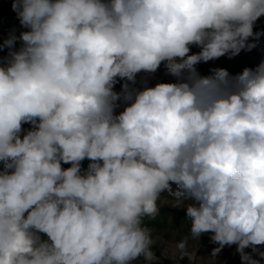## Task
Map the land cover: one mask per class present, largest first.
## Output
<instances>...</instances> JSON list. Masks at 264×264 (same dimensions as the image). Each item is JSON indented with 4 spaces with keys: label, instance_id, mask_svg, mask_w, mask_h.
I'll return each instance as SVG.
<instances>
[{
    "label": "clouds",
    "instance_id": "9594fccd",
    "mask_svg": "<svg viewBox=\"0 0 264 264\" xmlns=\"http://www.w3.org/2000/svg\"><path fill=\"white\" fill-rule=\"evenodd\" d=\"M12 7L28 31L18 51L14 33L0 44V264H152L144 218L165 192L187 202L191 239L211 234L214 260L235 245L262 264L264 62L236 76L197 65L255 48L264 0ZM161 64L176 82L135 87ZM188 239L176 249L191 259Z\"/></svg>",
    "mask_w": 264,
    "mask_h": 264
},
{
    "label": "rangeland",
    "instance_id": "374dc122",
    "mask_svg": "<svg viewBox=\"0 0 264 264\" xmlns=\"http://www.w3.org/2000/svg\"><path fill=\"white\" fill-rule=\"evenodd\" d=\"M10 1L12 0H0V9ZM11 11L16 15L13 17L14 19L12 21L3 26L2 35L4 37L0 38V44H3L4 40H6L10 34H15L22 27L17 16V12L13 9H11ZM197 52H199V50H193L191 48V53ZM1 53L2 49H0V55ZM209 62L197 65V70L200 74L208 67ZM259 64L260 63L253 64L252 69H255ZM145 79L150 87H154L157 83L176 82L173 76L166 73V69L163 64H161L160 68L154 74H138L137 84L135 87L142 88L143 84L141 82ZM122 83L123 81L117 83L114 90L120 92ZM122 110L123 106L118 108L117 112ZM172 190H177V186L175 184L172 185ZM157 203L159 206L164 208H170V210L166 213L159 212L155 218H144L145 225L151 228L153 233L154 244L152 250L155 253L156 259L152 262V264H224L229 252L234 253L236 251L235 245L231 247L225 246L214 260L211 257V252L212 249L218 245L211 242V234H204L199 240H193L190 238V223L186 218L184 209L187 202H178L173 195L165 192L161 194ZM185 236H189L187 251L191 256V259H189L188 256L182 258L176 249V244L184 239ZM261 250H264V246H261ZM248 253H252L251 248ZM253 255L254 258H258L255 257V254ZM135 264H145V262L143 261V258H141L139 261L135 262ZM262 264H264V261H262Z\"/></svg>",
    "mask_w": 264,
    "mask_h": 264
},
{
    "label": "trees",
    "instance_id": "16d2710c",
    "mask_svg": "<svg viewBox=\"0 0 264 264\" xmlns=\"http://www.w3.org/2000/svg\"><path fill=\"white\" fill-rule=\"evenodd\" d=\"M12 1L4 5L0 9V38L4 37L2 35L3 33V26L6 23H9L12 21L14 16L16 15L14 12L11 11L13 9L12 7ZM24 31H28V29L21 27L20 30H18L15 33V36L17 37V40L14 44L13 49L11 51H18L23 46V41L19 39L20 34ZM254 32H261L264 33V17L259 18L256 21V24L253 29ZM249 43H255L256 47L252 50H242L238 55L235 57L229 58L227 55L222 56L219 59H215L209 62L208 67L201 73V75L208 76L212 75L215 69L218 68H224L226 69L231 76H236L237 74H240L245 68H251L253 64L264 62V34H262L258 40H253L252 38H249ZM193 50H199V48L192 46ZM9 49L3 48L2 53L0 55V64H7L8 57H9ZM24 129L27 130L30 128V125L25 124L23 125ZM88 161L85 160L82 162V169L86 170L88 166ZM70 165H63V167L67 168ZM159 212L166 213L170 208H164L162 206H159ZM158 221V220H157ZM250 248L245 249L246 252H248ZM224 264H242L240 254L238 252L231 253L229 252L228 256L226 257V260Z\"/></svg>",
    "mask_w": 264,
    "mask_h": 264
}]
</instances>
